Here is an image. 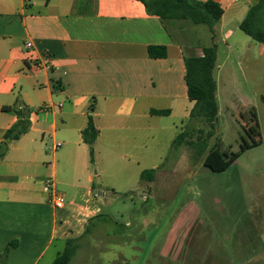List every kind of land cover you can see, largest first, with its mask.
<instances>
[{"label":"crops","instance_id":"0c3cea01","mask_svg":"<svg viewBox=\"0 0 264 264\" xmlns=\"http://www.w3.org/2000/svg\"><path fill=\"white\" fill-rule=\"evenodd\" d=\"M215 1L224 10L216 27L224 43L260 0ZM193 45L184 46L137 0H0V143L18 120L14 109L26 107L31 120L0 160V253L17 242L0 264H42L50 253L45 264H53L68 240H76V254L84 249L95 225L98 247L130 242L131 224L116 214L118 195L136 198V187L157 185L175 139L190 124L194 102L184 59L204 49ZM150 47H165L167 56L151 58ZM38 58L51 68H34ZM90 114L99 131L94 163L83 139ZM151 169L156 180L142 182ZM48 180L63 187L64 208L50 205ZM180 239L157 238L153 255L179 257Z\"/></svg>","mask_w":264,"mask_h":264},{"label":"rangeland","instance_id":"374dc122","mask_svg":"<svg viewBox=\"0 0 264 264\" xmlns=\"http://www.w3.org/2000/svg\"><path fill=\"white\" fill-rule=\"evenodd\" d=\"M230 28L234 35L228 40L224 37V43L216 32L218 63L223 65L222 72L216 73L220 112L215 135L202 144V155L200 144L173 150L157 185L146 189L152 191L147 193L148 202L141 201L147 192L141 186L134 189L136 198H127L122 191L116 214L120 221L130 222V242L98 247L99 229L91 226L83 240L84 249L69 264H124V259L129 264H264V45L236 25ZM174 34L184 46L194 44L197 52L213 44L205 25L182 22ZM252 111L257 115L260 137L248 133L254 125L249 117ZM188 127L194 130L195 144L210 130L202 120ZM246 145L249 148L242 150ZM216 146L240 154L220 173L204 164ZM63 190L58 187L59 192ZM125 205L133 210L129 216L122 214ZM167 234L181 238L179 257L153 255L157 238ZM51 258L52 253L42 264Z\"/></svg>","mask_w":264,"mask_h":264},{"label":"trees","instance_id":"16d2710c","mask_svg":"<svg viewBox=\"0 0 264 264\" xmlns=\"http://www.w3.org/2000/svg\"><path fill=\"white\" fill-rule=\"evenodd\" d=\"M144 4L149 15L157 16L164 24L166 30L175 36L176 29H181L182 22H192L194 25H205L212 34L213 44L204 47L203 55L195 54L185 56L186 67V83L188 87V97L194 102V107L190 113V123L202 120L210 130L206 133V138H198V143L193 142L194 130L186 127L175 139L172 151L185 144L196 146L199 154L202 155V144H207L208 140L214 137L217 130L219 118V104L217 98V82L214 77L218 61V46L216 40V27L220 23L224 10L215 0L201 2L198 0H137ZM239 28L248 35L252 40L264 45V0L252 5L239 25ZM149 55L151 58H165L167 50L165 47H150ZM264 101V98L262 99ZM18 120L5 133L3 141L0 143V160H3L13 141L19 140L23 135L27 134L31 129L30 112L26 107L14 109ZM94 107L90 108L93 113ZM155 114H166L164 111H154ZM251 125L248 133L251 136L260 137L259 124L257 115L254 111L250 114ZM203 133L202 130H199ZM99 136L92 115L89 116L88 126L83 131L84 142L88 145L90 151L91 162L94 163L95 143ZM249 148L248 145L242 150ZM239 153H230L224 151L221 146L211 148L206 156L204 164L213 172H224L232 166L239 158ZM157 170H145L141 174V181L152 183L156 180ZM17 247L14 241L7 245L2 253H0V261L6 263L8 254ZM77 251L76 240H68L66 249L60 254L53 264H69Z\"/></svg>","mask_w":264,"mask_h":264},{"label":"built area","instance_id":"2783aa9c","mask_svg":"<svg viewBox=\"0 0 264 264\" xmlns=\"http://www.w3.org/2000/svg\"><path fill=\"white\" fill-rule=\"evenodd\" d=\"M202 55L203 53L200 56ZM32 65L36 69H39V68L50 69L51 68L48 60L40 59V58L34 60ZM61 146L62 144L58 143L55 148L58 149ZM43 190L49 197L50 205L54 207L55 209H62L67 205L68 203L67 197L58 191L57 185L54 180L46 181L44 183Z\"/></svg>","mask_w":264,"mask_h":264}]
</instances>
